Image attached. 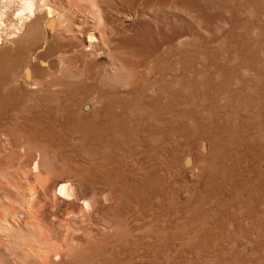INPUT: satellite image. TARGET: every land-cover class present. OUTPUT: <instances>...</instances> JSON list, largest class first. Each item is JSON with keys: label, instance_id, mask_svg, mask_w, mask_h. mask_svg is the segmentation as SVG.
<instances>
[{"label": "rangeland", "instance_id": "rangeland-1", "mask_svg": "<svg viewBox=\"0 0 264 264\" xmlns=\"http://www.w3.org/2000/svg\"><path fill=\"white\" fill-rule=\"evenodd\" d=\"M192 1L111 0L108 39L69 15L98 55L60 29L34 81L43 39L0 42V264H264V0Z\"/></svg>", "mask_w": 264, "mask_h": 264}, {"label": "bare ground", "instance_id": "bare-ground-1", "mask_svg": "<svg viewBox=\"0 0 264 264\" xmlns=\"http://www.w3.org/2000/svg\"><path fill=\"white\" fill-rule=\"evenodd\" d=\"M11 1L13 3L14 2H18L19 5H20L19 8L17 9V13L15 12V19H14L15 22H13V21L12 22L11 21L8 22V19H9L10 14H11V13H9L10 12ZM112 1H115V0H112ZM137 1L138 0H135V2H137ZM194 2L192 0H179V4L182 5L183 8L184 7H188V6H194ZM109 3L111 4V0H10V4L4 6L3 8L0 7V42L3 43V41L5 39H7V40L13 42V44L17 48L21 47L20 49L23 50L25 47H27L26 44L30 43L31 40L33 41L34 39L36 40V38H38V39L41 38V39H43V44H42L41 47L37 48L36 51L39 50L37 53H40V52L43 53L44 51H47L49 49V47L51 46L50 43L54 39H56L55 37L57 36L59 30L61 29L60 31L63 32L64 35L66 33H67V35H69L70 32L73 33L74 35L77 32L78 35L81 36V37H83L82 35H86V38H84L83 42H81L82 44L75 46V48H77L76 52H78V50H79L78 53L82 54L85 58L91 57L92 55H94L96 53H97L96 55H98L99 48H98V52L96 51V49L98 47V43L95 41L97 39L95 37L96 33H95L94 30H92L93 28L92 29L90 28L91 21H92L91 19H89L90 15L88 16L87 14L86 15L85 14L84 15L80 14L81 18H82V22L80 24H78V26L76 28L74 27V29L70 25V27L72 28V29L70 28L71 30L67 29L68 28V23H69L68 21H70L68 17H69V15H71L72 18L74 19L76 17V15L78 16V14L81 13L82 10H89V12L91 14V17L93 19H96L97 25L99 26V27L98 26H96V27L98 29L99 28L101 29V32H102L101 36L102 37L104 36L106 38L108 36L115 37V36H113V34H115V32L113 30L112 31H108L107 30L108 29L107 28L108 25H112L114 23L113 17H112L113 16L112 15V11H111L112 9L110 7L111 5L110 6L108 5ZM12 15H13V13H12ZM126 21H128V22H124V25H122L123 28L117 30V32L119 34H121V33H125L126 34V32H133L132 35H134L135 34L134 32L136 31L137 32V36H133L134 37L133 39H136L135 37H138L139 41H140V39H145L144 36H146V32H143L142 28H141V31L138 30L139 29V25L138 24H140L141 22L140 23L134 22L132 17H131V19L128 18V20H126ZM70 22L72 23V21H70ZM140 26H143L145 28L146 26H148V24L147 23H143V24L141 23ZM91 27H92V25H91ZM148 27H150V26H148ZM148 31L151 33V30H149V28H148ZM59 34H60V32H59ZM63 34H60V37L62 35V37L65 38L66 35L63 36ZM178 34H180V33H178ZM76 37H77V35H76ZM174 37H175V34L173 33V35L172 34L170 36L168 35L166 37V39H173ZM128 38H131V36L128 37ZM180 38H182V36ZM86 39H89V41L87 40L88 42H86ZM112 40L114 41V39H112ZM132 40H131V42H133ZM137 40H135L134 42H136ZM100 41H101V39H100ZM101 44H103V43H101ZM134 44H132V45H134ZM30 47H33V46H30ZM57 47L59 48V46H57ZM28 48H29V46H28ZM21 50H20V52L22 53ZM51 51L52 50H48L45 54L43 53L41 55L37 54L38 56L35 55V54L32 55V57L30 58V63L27 64L23 68V77H24L26 82L34 81L41 74H43V76H44V74H46L47 72L51 71L50 70L51 69V66H50L51 62L48 61L47 58H44V55L46 56V54H48ZM25 52H26V50H25ZM49 55H52V53L49 54ZM2 56H3V54H2ZM10 56H9V61H10ZM13 56H15V55H13ZM13 56H12V58H13ZM18 56H20V55L18 54ZM6 59H7V57L6 58H1L0 65H3L7 61ZM24 59H27V58H24ZM13 62L14 61L12 60V62H8V64L9 63H13ZM19 63L20 62L18 61V64ZM37 63H39L40 65L39 64L37 65ZM8 64H6V65H8ZM15 65H16V63H15ZM12 66H14V65H12ZM37 69L39 70L40 73L39 72L38 73L40 75H37ZM1 75H2V73H1ZM6 144H7L8 147H10L12 145L10 140L7 141ZM184 161H186V160H184ZM34 169H35V173H39L40 172V164L38 162L36 163ZM73 184L71 182H68V181L64 182V183L62 182L60 184L59 188H58V192L57 193H59V195H61L63 197L74 198L75 195H76V193H75L76 191L74 189V185ZM77 197L78 196L76 195L75 198H77ZM83 199H81V200H83ZM82 202H83V205H87L88 206L89 202H87L85 199ZM16 223H20V222L16 221ZM8 224L7 225L5 224V225L8 226ZM13 224H14V222L10 223L11 226H13ZM57 258H60L59 253L57 254Z\"/></svg>", "mask_w": 264, "mask_h": 264}]
</instances>
